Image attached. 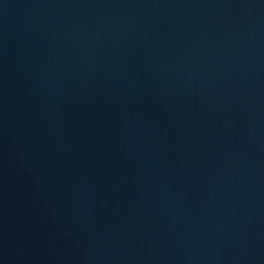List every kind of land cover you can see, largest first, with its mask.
Masks as SVG:
<instances>
[{
	"label": "water",
	"instance_id": "water-1",
	"mask_svg": "<svg viewBox=\"0 0 264 264\" xmlns=\"http://www.w3.org/2000/svg\"><path fill=\"white\" fill-rule=\"evenodd\" d=\"M0 264H264V0H0Z\"/></svg>",
	"mask_w": 264,
	"mask_h": 264
}]
</instances>
